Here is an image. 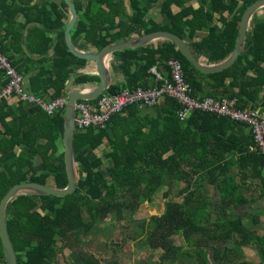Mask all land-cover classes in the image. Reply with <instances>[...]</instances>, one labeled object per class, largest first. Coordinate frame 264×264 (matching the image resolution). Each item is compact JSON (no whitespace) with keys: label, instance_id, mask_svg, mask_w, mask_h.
<instances>
[{"label":"trees","instance_id":"obj_1","mask_svg":"<svg viewBox=\"0 0 264 264\" xmlns=\"http://www.w3.org/2000/svg\"><path fill=\"white\" fill-rule=\"evenodd\" d=\"M254 1L72 0L77 19L70 38L74 45L80 37L100 50L111 42L166 30L182 37L199 62L216 63L233 50L242 13ZM259 10L229 67L202 73L174 43L162 39L155 46L114 51L113 67L124 79L107 91L153 87L147 83L149 67L175 58L193 96L229 95L236 98L237 108H255L263 91L264 110V18L257 15ZM67 12L64 0H27V20L20 27L13 29L12 20L1 21L0 49L35 96L66 94L74 68L87 62L67 47ZM14 52L23 58H15ZM98 80L97 75L83 74L74 82ZM5 83L0 69V88ZM145 107H124L102 129L74 130L79 180L73 193L22 194L8 201L5 219L16 264H55L66 249L74 264H100L81 248L91 229L111 213L116 221L124 219V210L135 213L161 188L163 211L141 219L134 230L141 245L161 250L159 264H252L244 258L243 248L249 244L258 264H264V231L254 227L260 215L249 213L251 226L243 220L245 210L240 211L264 197V154L250 149L254 140L248 126L206 111H194L182 121L179 104L170 97ZM63 113L60 108L48 114L15 94L0 102V200L19 182L66 186ZM0 264H6L1 240Z\"/></svg>","mask_w":264,"mask_h":264},{"label":"built area","instance_id":"obj_2","mask_svg":"<svg viewBox=\"0 0 264 264\" xmlns=\"http://www.w3.org/2000/svg\"><path fill=\"white\" fill-rule=\"evenodd\" d=\"M165 64L168 67V77L163 76L158 62L149 67L148 72L156 81L153 87H136L118 92L105 90L95 102L78 101L74 119L75 129L81 130L91 126L97 129L105 128L112 114L120 112L130 104H138L140 107L153 106L161 102L164 97H170L179 104L177 117L182 121L194 111H206L246 124L254 140V145L250 149L264 154V111L250 107L237 108L236 98L233 96L221 98L193 96L189 84L184 79L180 61L170 58ZM0 69L4 71L6 78L5 85L0 88V102L15 94L20 101L38 105L48 114L64 108L67 102L66 95L45 100L27 91L23 86L22 75L11 65L1 49Z\"/></svg>","mask_w":264,"mask_h":264},{"label":"water","instance_id":"obj_3","mask_svg":"<svg viewBox=\"0 0 264 264\" xmlns=\"http://www.w3.org/2000/svg\"><path fill=\"white\" fill-rule=\"evenodd\" d=\"M68 5L70 17L65 25L64 38L67 47L71 53L75 56L92 59L96 64V74L99 77V84H97L92 90L86 91L79 88H74L67 93V102L64 106V123H63V135H62V148H63V159L64 168L67 176V184L65 187H56L49 184H42L33 181H24L15 183L8 191L3 195L0 200V240L2 244V250L5 257L6 264H16V254L13 249L12 243L9 238V234L6 226L5 219V208L12 198L22 194H37V195H54L64 196L71 194L78 186L79 173L77 171V165L73 156V134L75 130L74 119L76 115V102L80 100H93L102 91L106 90L110 85V75L108 66L105 63L106 58L114 51L126 49V48H137L145 46L153 41L166 39L174 43L178 50L190 61L194 67H196L202 73H214L221 71L229 67L241 53L244 45V40L247 30L250 28V21L253 14L260 8H264V0H255L249 4L242 13L238 34L235 41V46L231 53L223 60L213 63L204 64L199 62L191 52L186 41L166 30H154L141 35L132 36L126 40H120L111 42L102 47L96 53L92 52H81L75 48L70 38V31L77 19V10L72 0H64Z\"/></svg>","mask_w":264,"mask_h":264},{"label":"rangeland","instance_id":"obj_4","mask_svg":"<svg viewBox=\"0 0 264 264\" xmlns=\"http://www.w3.org/2000/svg\"><path fill=\"white\" fill-rule=\"evenodd\" d=\"M157 11V10H156ZM151 12L150 14H152ZM257 15L264 18V8ZM100 153V151H99ZM208 187V192L212 193ZM161 188L155 193L151 202L145 201L135 213L123 211L124 219L115 220V214L111 213L100 224L95 225L90 233L83 239L81 248L100 260V264H159L162 256L161 250H152L141 245L134 238V230L139 229L141 219L148 218L153 214H160L164 209V198ZM245 210L244 222L251 225L249 213L255 212L260 215V222L254 226L258 233L264 231V197L252 204H248L240 211ZM252 226V225H251ZM245 259L252 264H258L259 256L253 244L244 248ZM55 264H74L70 250L66 249L59 253Z\"/></svg>","mask_w":264,"mask_h":264},{"label":"crops","instance_id":"obj_5","mask_svg":"<svg viewBox=\"0 0 264 264\" xmlns=\"http://www.w3.org/2000/svg\"><path fill=\"white\" fill-rule=\"evenodd\" d=\"M56 2L58 3L59 0H56ZM152 9H154V8H152ZM153 13L151 14V16L153 15ZM69 17H70V12L68 9V12L66 13V19H65L66 23L68 22ZM5 20H12L15 22L14 25H11V27L13 29H17L18 27H20V25L23 24L27 20V0H0V39L3 37V34H4L3 31H1V21H5ZM5 24L6 23H4L3 26H5ZM72 29H73V27L71 28V31H72ZM26 30H27V25H26L25 30L23 32H26ZM71 31H70V36H71ZM49 35L53 38V40H55V38H54L55 33H50ZM157 41H159V40H157ZM157 41H153L149 44H153L155 46ZM74 42H76V45L73 44L75 46V48L81 52L96 53L97 51H99V50H97L96 47L89 45V44H85L80 37H77ZM23 50L26 53V55L27 54L31 55L25 46H23ZM13 54H14L15 58H19V57L23 58V56L21 54H18L17 52H14ZM32 56L38 57L35 55H32ZM86 60H87V62L85 63L84 66H77L74 68V70L71 74V77L66 81V90H65L66 94H63V95L67 96L68 91H70L71 89H74V88H79L82 90L90 91L97 84H99V80L93 81V82H86V83H75L74 82V79L77 76H80L83 74L97 75L96 74L95 61L92 59H86ZM105 63L108 66V71H109V75H110V84L111 83H121L124 79V76H123V73L118 68L113 67V64L114 65L117 64L116 62H113V52L106 58ZM158 63H159V70L162 72L163 76L168 77V67L165 64V61H162V62L159 61ZM206 64H209V63H206ZM210 64H213V63H210ZM24 81H25L24 86H27V80L25 79ZM147 83H148V86H150V85L155 86L156 85V81L154 80V78L151 74H149V77L147 79ZM26 90H27V88H26ZM262 92L260 94H258V96L256 97L257 101H255V104H257L256 105L257 107H255V108L259 109L260 111H264V110H262V107L260 106V103L262 101V98H261ZM98 96L95 99H97ZM226 96H229V95H226ZM222 97H224V96H222ZM43 98L45 100H49L50 97L45 96ZM142 110L144 112V111H147L148 109H146V107H145V108H142Z\"/></svg>","mask_w":264,"mask_h":264}]
</instances>
